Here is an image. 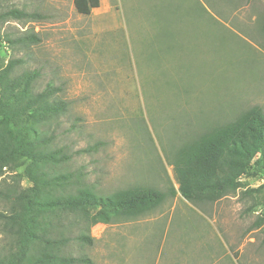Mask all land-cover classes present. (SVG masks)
Instances as JSON below:
<instances>
[{
    "label": "rangeland",
    "instance_id": "rangeland-1",
    "mask_svg": "<svg viewBox=\"0 0 264 264\" xmlns=\"http://www.w3.org/2000/svg\"><path fill=\"white\" fill-rule=\"evenodd\" d=\"M8 7L41 17L0 19V67L18 59L15 74L38 72L35 91L59 88L68 110L46 133L72 156L60 170H82L99 194L177 188L183 145L252 105L264 112V0H99L87 15L73 0H0V11ZM31 30L39 42L4 40ZM29 162L16 155L3 168L0 212L13 188L31 185ZM263 181L242 176L235 194L212 203L167 194L138 218L94 224L92 245L71 239L66 251L92 264H264L260 208L248 211L251 197L239 195Z\"/></svg>",
    "mask_w": 264,
    "mask_h": 264
},
{
    "label": "trees",
    "instance_id": "trees-1",
    "mask_svg": "<svg viewBox=\"0 0 264 264\" xmlns=\"http://www.w3.org/2000/svg\"><path fill=\"white\" fill-rule=\"evenodd\" d=\"M76 11L87 15L99 6V0H73ZM41 17L19 8L0 11L6 21ZM5 41L30 44L39 42L36 32H24ZM18 59L0 67V175L11 168L16 155L30 160L24 176L31 182L25 188L10 191L3 232L10 237L0 264H92L85 256L66 251L74 239L92 245L90 227L121 219H135L157 208L167 194L178 193L186 201L212 203L235 194L242 176L264 174V112L252 105L233 119L209 126L180 149L173 162L177 188L162 191L136 184L110 194H99L84 180L82 170L62 171L72 156L54 146L55 136L46 133L48 122L68 110L67 102L57 94L58 87L47 83L39 91L34 84L37 71L14 73ZM250 196L248 211L260 208L255 226L264 240V181L254 188L239 191ZM84 222L86 231L70 235L71 226Z\"/></svg>",
    "mask_w": 264,
    "mask_h": 264
},
{
    "label": "crops",
    "instance_id": "crops-1",
    "mask_svg": "<svg viewBox=\"0 0 264 264\" xmlns=\"http://www.w3.org/2000/svg\"><path fill=\"white\" fill-rule=\"evenodd\" d=\"M99 224H102V223H99Z\"/></svg>",
    "mask_w": 264,
    "mask_h": 264
}]
</instances>
